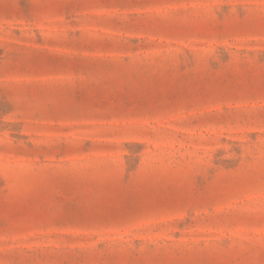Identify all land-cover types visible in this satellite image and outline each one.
I'll return each instance as SVG.
<instances>
[{
    "label": "rangeland",
    "instance_id": "obj_1",
    "mask_svg": "<svg viewBox=\"0 0 264 264\" xmlns=\"http://www.w3.org/2000/svg\"><path fill=\"white\" fill-rule=\"evenodd\" d=\"M0 264H264V0H0Z\"/></svg>",
    "mask_w": 264,
    "mask_h": 264
}]
</instances>
